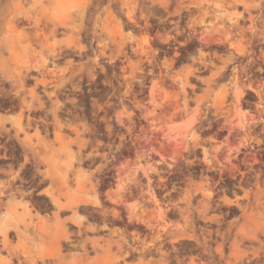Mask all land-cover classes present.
<instances>
[{"label":"rangeland","instance_id":"374dc122","mask_svg":"<svg viewBox=\"0 0 264 264\" xmlns=\"http://www.w3.org/2000/svg\"><path fill=\"white\" fill-rule=\"evenodd\" d=\"M27 257L264 264V0H0V259Z\"/></svg>","mask_w":264,"mask_h":264},{"label":"flooded vegetation","instance_id":"af4514ba","mask_svg":"<svg viewBox=\"0 0 264 264\" xmlns=\"http://www.w3.org/2000/svg\"><path fill=\"white\" fill-rule=\"evenodd\" d=\"M95 232L97 234H95L93 236H90V237H96V238L105 237L106 238L107 236L112 235V234L117 235L116 232H113L112 230H109V231L108 230H105V231H103L101 229H98ZM77 234L80 235V231L79 230L77 231ZM69 240L74 241V243H69V244H63L62 243V250L64 248L65 249H68L69 246L76 245L77 242H79V241L84 242L85 241V236L83 238H73V239H69ZM132 248H133V246L130 243L127 242V246H126L125 252L123 253V256H125L127 258L128 257H131L132 256V252H133V249ZM128 262H129L128 260H124L123 259V262L121 264H126ZM52 263H53V261L51 260V258H48L47 257L45 263H43L41 259H37V263L36 264H52ZM12 264H34V263H32V262H20L16 258V261H13Z\"/></svg>","mask_w":264,"mask_h":264},{"label":"bare ground","instance_id":"6f19581e","mask_svg":"<svg viewBox=\"0 0 264 264\" xmlns=\"http://www.w3.org/2000/svg\"><path fill=\"white\" fill-rule=\"evenodd\" d=\"M2 249H3V248H2ZM23 259H24V258H23ZM26 261H29V262H32V263L36 264L35 260H33L32 257H27V258H26ZM2 262H3V260L0 259V264H8L7 262H6V263H2ZM24 262H25V261H24ZM70 263H71V261H70Z\"/></svg>","mask_w":264,"mask_h":264}]
</instances>
